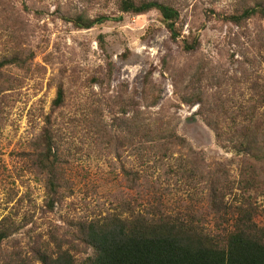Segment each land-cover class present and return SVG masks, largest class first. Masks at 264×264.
Wrapping results in <instances>:
<instances>
[{
    "label": "trees",
    "instance_id": "16d2710c",
    "mask_svg": "<svg viewBox=\"0 0 264 264\" xmlns=\"http://www.w3.org/2000/svg\"><path fill=\"white\" fill-rule=\"evenodd\" d=\"M116 4L125 14L137 16L159 11L174 42L186 52L198 49L201 43L198 35L192 33V39L182 37L180 0H118ZM238 6L222 15V20L243 29L251 18L258 14L264 16V0H238ZM211 11L214 14L215 10ZM0 12L6 22H13L15 11L4 0L0 2ZM68 15L66 18L80 29L124 19L109 13L94 17ZM18 25L16 21L8 33L10 37H15L17 31L13 30ZM249 35V45L241 50L245 59L242 74L230 78L234 80L233 86L245 83L251 97L249 103L240 105L235 117L229 115L227 100L223 98L222 84L227 80L226 75L212 70L204 60L192 75H184L183 71L176 73L173 72L176 66H170L167 58L164 59V67L173 77L181 103H199L197 115L215 131L223 147L236 151L241 157L238 180L229 178V170L223 162L205 165L203 156L197 157L200 153L179 133L172 118L153 111L162 98V87L154 79L153 70L147 73L142 91L135 89L131 96L124 84L112 95L109 94L113 75L110 63V73L92 74L85 81L91 88L99 83L104 94L102 97L101 93L94 92L99 95L96 100L87 97L85 106L82 105L86 112L85 123L90 125L89 131L95 129L97 140H108L117 148L136 150L135 164L123 165L122 173L128 186L139 194V205L122 203L105 215L83 219L74 224L69 237L52 238L54 245L32 238L24 247L15 235L28 223L18 224L5 216L0 220V264H264V225L258 222L260 212L252 201L259 195L255 191L264 196V183L258 176L259 164L264 169V123L261 121L264 40L251 31ZM104 43L102 37V46ZM27 56L18 51L13 56L0 58V79L8 67L29 69ZM213 83L216 90L211 87ZM138 94L142 99H138ZM70 95L60 82L54 107L31 142L35 167L46 180L47 211H53L60 196L63 198L60 192L69 163L68 151L72 148L63 124L69 116L67 110H75L74 104L68 101ZM55 113L59 116L55 117ZM78 119L83 121L79 116ZM204 184L207 204L199 208L197 194ZM143 186L152 191L145 205L140 202L145 201L140 195ZM182 193L190 202L189 212H167L165 200L173 196L181 203ZM261 211L264 212V207ZM10 243L15 246L9 249Z\"/></svg>",
    "mask_w": 264,
    "mask_h": 264
},
{
    "label": "rangeland",
    "instance_id": "374dc122",
    "mask_svg": "<svg viewBox=\"0 0 264 264\" xmlns=\"http://www.w3.org/2000/svg\"><path fill=\"white\" fill-rule=\"evenodd\" d=\"M117 1L4 0L15 12L12 23L6 22L0 12V58L13 56L18 51L25 53L29 69L8 67L0 79V220L10 216L18 224L28 223L20 233H15L24 247L32 238L54 245L52 238L69 237L74 224L83 219L105 215L122 203L139 205V194L128 186L122 173L123 165L135 164L136 150L117 148L108 140H97L95 129L89 131L90 125L85 123L87 97L96 100L99 95L94 92L102 94L103 91L99 83L91 88L85 81L92 74L105 76L110 73V63L113 75L109 94H116L124 84L131 96L135 89L142 91L147 73L153 70L154 79L162 87V98L153 111L172 118L179 133L200 153L197 157L203 156L205 165L223 162L229 170V178L239 179L241 157L218 142L215 131L197 115L199 103H181L173 77L164 67V59L167 58L170 66H176L177 70L173 71L176 73L183 71L184 75H192L204 60L212 70L226 75L227 80L222 84L223 98L227 100L229 115L235 117L240 105L249 103L251 96L245 83L233 86L234 80L230 77L242 74L245 59L241 50L249 45V31L264 40V16L256 15L241 29L222 20V15L239 7L238 0H180L182 37L192 39L196 34L201 42L196 51L186 52L171 39L159 11L152 10L140 16L125 14L117 8ZM66 13L89 17L109 13L124 19L80 29L66 18L69 16ZM16 21L20 23L13 30L17 31V39L15 34V37L8 35ZM102 37L105 46L101 44ZM60 82L71 94L68 101L74 104L76 111L68 109L69 116L63 124L72 143L60 192L63 198L60 196L53 211H47L46 180L35 167L31 142L54 107ZM214 83L211 87L216 90ZM138 99H142L141 94ZM54 116L59 115L55 113ZM109 118L108 113L107 122ZM261 121L264 123V108ZM77 149L81 151L76 152ZM260 165L258 176L264 183V169ZM200 188L198 207L202 208L206 184ZM255 192L259 195L252 201L260 212L258 222L264 225V212L261 211L264 196ZM149 194L152 191L143 186L140 195L145 201L140 202L144 205L146 198L151 197ZM234 196L235 193L231 195ZM182 199L181 203L173 196L166 199L167 212H189L190 202L183 193ZM13 246L15 243L7 245L9 249Z\"/></svg>",
    "mask_w": 264,
    "mask_h": 264
}]
</instances>
